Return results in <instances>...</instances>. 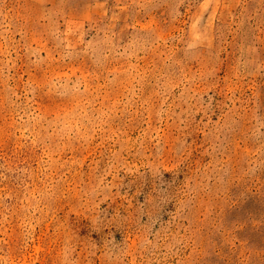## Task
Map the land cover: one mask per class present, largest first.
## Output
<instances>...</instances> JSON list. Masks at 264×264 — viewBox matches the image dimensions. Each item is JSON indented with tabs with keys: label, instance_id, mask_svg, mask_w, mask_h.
Here are the masks:
<instances>
[{
	"label": "rangeland",
	"instance_id": "rangeland-1",
	"mask_svg": "<svg viewBox=\"0 0 264 264\" xmlns=\"http://www.w3.org/2000/svg\"><path fill=\"white\" fill-rule=\"evenodd\" d=\"M0 264H264V0H0Z\"/></svg>",
	"mask_w": 264,
	"mask_h": 264
}]
</instances>
